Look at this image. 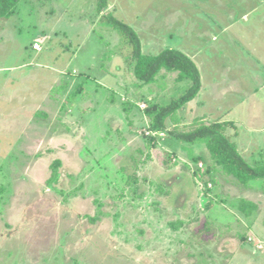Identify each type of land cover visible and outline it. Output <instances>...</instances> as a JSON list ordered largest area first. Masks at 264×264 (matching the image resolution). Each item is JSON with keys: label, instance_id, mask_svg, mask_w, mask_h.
<instances>
[{"label": "rangeland", "instance_id": "374dc122", "mask_svg": "<svg viewBox=\"0 0 264 264\" xmlns=\"http://www.w3.org/2000/svg\"><path fill=\"white\" fill-rule=\"evenodd\" d=\"M98 2L20 0L0 18V264H264V243L240 239L264 241V178L244 185L203 140L168 134L230 121L241 156L264 162V0ZM112 17L143 53L176 49L199 69L163 135L144 109L189 81L140 83Z\"/></svg>", "mask_w": 264, "mask_h": 264}, {"label": "trees", "instance_id": "16d2710c", "mask_svg": "<svg viewBox=\"0 0 264 264\" xmlns=\"http://www.w3.org/2000/svg\"><path fill=\"white\" fill-rule=\"evenodd\" d=\"M19 2L20 0H0V18H8L15 13ZM106 4V0H100L98 10L102 11L107 6ZM109 21L111 26L118 30L120 35L126 39V43L130 45L128 63L132 68L134 77L140 83L147 85L155 82L160 72L163 74L175 72L176 82L189 81L184 92L177 98H173L168 104L154 103L144 109V114L149 118V129L166 131V120L196 97L201 89V76L196 63L185 53L171 48H166L155 55L145 54L141 50L140 39L131 26L114 17ZM203 121L199 117L197 121L199 123H188L189 127H184V131L168 130V134L186 142L203 140L214 164L221 166L225 173L232 175L244 185L251 180L264 178V162L248 163L237 151L236 144L225 132L230 121ZM209 170L208 168L207 171ZM239 201L238 208L246 216H249L252 209L247 211L246 199L240 198ZM206 207H210V205ZM240 239L243 243L247 240L244 235H240Z\"/></svg>", "mask_w": 264, "mask_h": 264}, {"label": "built area", "instance_id": "2783aa9c", "mask_svg": "<svg viewBox=\"0 0 264 264\" xmlns=\"http://www.w3.org/2000/svg\"><path fill=\"white\" fill-rule=\"evenodd\" d=\"M32 49L33 50H35V51H40L41 50V47H40V43H39V41H35L34 43H33V45H32ZM147 134L149 135V136H156V135H163L164 134V132L163 131H152V130H148L147 131ZM198 166H199V168H201L203 165L201 164V163H199L198 164ZM196 180H198L197 178H196ZM199 186H200V184H199ZM207 186L208 187H211V182H208L207 183ZM201 188V187H200ZM248 241L250 240V243H253L254 244V242H255V244L258 246H260V245H262V243H264V241L263 240H261V239H259V240H255L253 237H251V236H249L248 237V239H247Z\"/></svg>", "mask_w": 264, "mask_h": 264}, {"label": "crops", "instance_id": "0c3cea01", "mask_svg": "<svg viewBox=\"0 0 264 264\" xmlns=\"http://www.w3.org/2000/svg\"><path fill=\"white\" fill-rule=\"evenodd\" d=\"M176 168H177V167H176ZM174 170L176 171V170H178V169H174ZM189 183H191V182L189 181ZM191 188H193V187L191 186Z\"/></svg>", "mask_w": 264, "mask_h": 264}]
</instances>
